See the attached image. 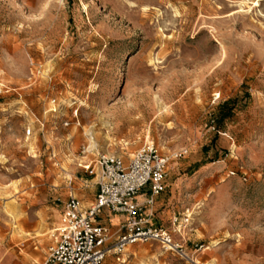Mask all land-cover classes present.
Instances as JSON below:
<instances>
[{
	"label": "rangeland",
	"instance_id": "obj_1",
	"mask_svg": "<svg viewBox=\"0 0 264 264\" xmlns=\"http://www.w3.org/2000/svg\"><path fill=\"white\" fill-rule=\"evenodd\" d=\"M144 142L168 157L152 221L181 248L103 264H264V0H0V264L42 260L96 154Z\"/></svg>",
	"mask_w": 264,
	"mask_h": 264
},
{
	"label": "built area",
	"instance_id": "obj_2",
	"mask_svg": "<svg viewBox=\"0 0 264 264\" xmlns=\"http://www.w3.org/2000/svg\"><path fill=\"white\" fill-rule=\"evenodd\" d=\"M25 133L29 135L31 129ZM89 148L85 146L83 152ZM167 161L168 157L160 154L152 142H144L127 159L116 153L98 152L88 165V173L96 183L93 200L87 206L73 195L65 200L48 230L49 244L42 260L32 264H103L109 251L119 261L125 250L138 242L155 241L166 250L180 249L168 227L152 221L155 198L165 188ZM142 191L146 193L139 202L137 197ZM103 210L121 217L115 230L96 220ZM189 218L188 209L182 214L173 213L169 227L179 233Z\"/></svg>",
	"mask_w": 264,
	"mask_h": 264
},
{
	"label": "crops",
	"instance_id": "obj_3",
	"mask_svg": "<svg viewBox=\"0 0 264 264\" xmlns=\"http://www.w3.org/2000/svg\"><path fill=\"white\" fill-rule=\"evenodd\" d=\"M145 193H146L145 191H142L138 195L137 199H138L139 202L143 201ZM157 198H158V196L155 198L154 204H155ZM101 213L106 218V222H105L106 224H109L111 227H113L114 224H116V226L119 224V221L121 219L120 216H118V215H110V216H108L109 214L105 210H103Z\"/></svg>",
	"mask_w": 264,
	"mask_h": 264
},
{
	"label": "bare ground",
	"instance_id": "obj_4",
	"mask_svg": "<svg viewBox=\"0 0 264 264\" xmlns=\"http://www.w3.org/2000/svg\"><path fill=\"white\" fill-rule=\"evenodd\" d=\"M179 233H181V229H180ZM194 262L197 263V261H194Z\"/></svg>",
	"mask_w": 264,
	"mask_h": 264
}]
</instances>
